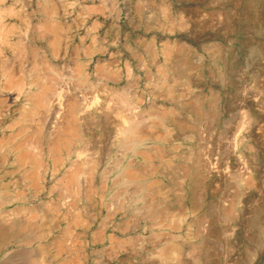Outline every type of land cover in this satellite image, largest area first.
<instances>
[{"label": "bare ground", "instance_id": "6f19581e", "mask_svg": "<svg viewBox=\"0 0 264 264\" xmlns=\"http://www.w3.org/2000/svg\"><path fill=\"white\" fill-rule=\"evenodd\" d=\"M111 3L118 7L117 0ZM49 10V27L46 25L40 36L48 37L47 46L58 58L68 36L56 20L53 4ZM160 13L165 30L187 28L183 16L177 22L170 20L167 7H161ZM5 28L0 27V37ZM1 42L0 120L6 112L2 92L16 91L17 97H24V106L13 124L18 126V132L10 141L7 139L8 144L0 141V152L9 151L16 156L24 182L35 197L43 198L36 206H19L13 214L9 211L8 216L17 218V222L7 219L8 223H3L0 219V235L12 230L15 236L10 241L19 248L27 247L64 225L59 237L52 239L48 247L40 244L38 256L29 257L26 264H234L231 261L235 254L242 251L241 233L247 229L253 232L251 264H261L263 188L258 167L250 165L245 156L248 119L239 108L232 131V122L224 120V112L216 105L219 97L214 93L198 94L192 104H178L175 89L182 83L170 73L168 64L182 52V45L179 48L168 41L160 51L146 46L145 53L153 58L161 54L165 62L157 71L159 82L155 83L143 56L131 45L126 44L127 53L138 62L142 75L134 72L129 60L124 64L126 73L122 77L118 69L110 67L116 62L113 56L106 60L99 56L92 66L95 51L88 50L86 59L80 60L79 53L73 50L77 81L71 90L52 81L48 87V78L40 76L41 70L38 73L34 66L26 76L16 46ZM27 48L34 55V49ZM63 49L66 53L69 48ZM43 63L50 66L44 60L42 66ZM138 85H143L140 92ZM153 86L159 97L179 106L170 110L153 107L148 98ZM183 86L182 93L190 91L186 82ZM34 87L37 92H33ZM258 94H254L257 104ZM41 112L54 113L52 138L48 140L42 138L40 122H35ZM216 123L221 128L218 136L214 130L210 133ZM175 135L187 143L185 153L177 152L184 147L174 143ZM198 141L205 146L198 145ZM258 142L251 148L256 152L255 161L259 159ZM48 171L59 186H46ZM4 184L0 179V206L25 201V186L19 192L6 189ZM248 206L252 208L250 218L246 216ZM155 229L186 232H182L183 236L160 234L163 232L158 235L153 232ZM153 240L157 247L151 251ZM10 253L1 258L0 264H7ZM242 259L238 263L246 264Z\"/></svg>", "mask_w": 264, "mask_h": 264}, {"label": "rangeland", "instance_id": "374dc122", "mask_svg": "<svg viewBox=\"0 0 264 264\" xmlns=\"http://www.w3.org/2000/svg\"><path fill=\"white\" fill-rule=\"evenodd\" d=\"M117 2L118 7L115 8L112 6L111 0H0V27H7L4 29V36L0 37V44L2 40L16 46L19 62L26 69V76L28 74L27 70L34 66L38 73L41 70L40 76L48 78V87L52 86V82H56L57 85L67 86L71 90L77 81L73 72L75 56L72 54L75 51L79 53L80 60L86 59L85 53L88 50L95 51L92 66H95L99 56L105 60L113 56V60L116 62L114 65H110V67L118 69L122 77L126 73L124 64L129 60L134 72L142 75L138 62L130 58L127 53L126 44L131 45L138 54L140 53L143 56L142 61L149 67V75L153 80L152 82L155 83L159 82L157 71L160 67L165 66V62L161 54L153 58L150 53H145L146 46L151 50L160 51L161 47L168 41L167 44H177L179 48L182 45L183 53L181 52L178 56L175 55L178 59L174 57V60L168 64V68L171 69L170 73L182 83V85L177 86L175 89L177 91L175 94L178 96V101L180 102L178 104L181 105V103L185 104L188 102L192 104L191 101L198 94L210 96L211 93H214L219 97L216 105L219 110L224 112V120L232 122L230 124L232 131L237 122L236 119H238L235 114L240 112L239 108H242L241 111L246 114L245 119L247 118L248 120L246 119L245 141L250 150L248 151L247 149L245 156L246 160L249 159L250 165L257 166L259 169L263 188L261 220L264 238V0H117ZM52 4L57 10L56 20L68 36V40L64 41L65 43L63 42L64 45H62L69 49L65 53V49L62 47V54L58 58L52 56L47 46L48 37L42 38L40 36L43 29L49 27V24H46V22L48 20L50 22L51 17L48 16H50L49 9L52 7ZM45 5L49 7L46 9ZM163 6L168 8L171 21L174 18V21L177 22L179 17L183 16L187 28L174 29L173 31L165 30L164 19L160 13V8ZM45 9L48 14L45 13ZM0 46L2 48V45ZM27 46L34 49V55H31ZM149 48H147L148 51L150 50ZM148 51L146 50V52ZM12 54L7 55L11 56ZM146 54L152 59L150 60V57L148 58ZM4 55L6 56L5 53ZM179 55L183 58H180L181 56ZM43 60L50 66L48 67L44 63L42 66ZM181 61L183 64H180ZM20 63L16 65H20ZM173 66L176 69L172 68ZM49 68L53 71L49 70ZM173 69L176 71L174 72ZM51 78L54 81L50 80ZM0 79V84H2L3 77L1 76ZM26 80L28 81V79ZM185 82L190 91L182 93V91H185L183 90L185 89L183 86ZM136 88L140 92L143 85H138ZM37 90V87L33 88V92H37ZM6 94L5 92L1 93V98L6 99V105L8 106L4 103V110L6 112L5 117L0 120V141L8 144L9 139L14 137L13 135L18 132V126L14 127L13 124L19 119L21 109L24 106V97L19 95L17 97L18 93L16 91L12 94L11 91H8ZM155 94L153 86V90L150 91L148 98L156 109L161 110L165 108L164 110H170L179 106L177 103ZM254 94H258L260 103L254 102ZM10 97H15L17 100L11 102L12 100H9ZM45 112H41L38 118H48L46 120L36 118L35 122H40L42 138L48 140L52 138L54 113L47 114ZM34 127L33 124L31 131L32 128L34 131ZM257 129H261V131L259 130L258 140L255 136ZM212 130H214V135L219 133L221 130L220 125L216 123V126L210 130V133ZM174 138V143L177 145L184 147L187 144L183 137L179 138V136L175 135ZM257 142L259 143V159L255 161L253 160V154L254 158H256V152L255 150H251V148L253 149L257 145ZM198 143V145L205 146V143L201 141H198ZM168 145L172 146L173 143ZM214 148L216 149V146ZM179 150L185 153V147L178 149V153H180ZM6 154L0 152V179L3 184L5 183L3 187L11 191L17 190L21 192L26 190L24 194L27 197L23 203L14 202L0 206V219H3V223H6L7 219L8 222L13 219L17 222V218L8 216L9 211L13 214L19 206L24 205L27 208L36 206L43 198V195L35 197L28 183L24 182V177H22L23 171L15 163L16 156L14 154L11 155L12 153L9 151ZM3 159L5 160L4 164ZM177 160L178 158L175 161L177 162ZM48 164V168L51 171L49 161ZM50 171H48L49 174L46 177L45 184L47 187L55 184V180L50 177ZM60 177L59 175L58 178ZM56 184V186H59L58 183ZM24 186L25 189L23 190ZM251 212L252 208L248 206L246 214V216H249L248 218H250ZM45 222L48 223V220H45ZM62 228H64L63 224L61 225ZM61 229H56L52 235L45 237L46 239L43 237L41 240L33 241L30 246H21V249L11 242L14 238L13 231L5 230L0 235L2 239H0V263L4 256L12 251L10 253L11 258L8 259L7 264H26L29 257L38 256V251L42 246L46 245L45 247H48V245H51L59 237ZM184 230L177 233L173 231L169 232L166 229H155L153 232L158 235L160 232H163L160 234L168 233L172 236H183L186 232ZM108 233H111V230H108ZM252 233L249 229L241 233L243 241L240 247L242 251L235 254L231 263L239 264L238 260L242 258V260L246 261V264L252 263L253 253L251 252H253L254 245L252 243ZM5 237L7 239L9 237V239L7 240ZM52 239L53 241H51ZM4 244L7 245L1 246ZM152 244L154 246L152 245L150 250L154 251L157 247L154 240ZM20 250L21 252H19ZM48 258L51 259L50 256ZM261 261V264H264V246Z\"/></svg>", "mask_w": 264, "mask_h": 264}]
</instances>
